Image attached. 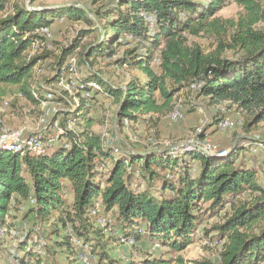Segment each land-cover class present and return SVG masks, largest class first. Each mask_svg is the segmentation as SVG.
I'll return each mask as SVG.
<instances>
[{
  "label": "trees",
  "instance_id": "1",
  "mask_svg": "<svg viewBox=\"0 0 264 264\" xmlns=\"http://www.w3.org/2000/svg\"><path fill=\"white\" fill-rule=\"evenodd\" d=\"M236 2L242 12L237 19H226L218 14L230 0H117L106 5L94 0L93 11L76 6L36 10L18 0H0V99L14 96L12 105L25 101L42 116L47 87L63 75L67 57L77 54L79 64L111 58L131 39L136 46L126 54L132 61H123L144 80L132 78L121 86L99 76L84 80L100 83L113 101L119 132L126 130L125 118L131 125L148 123L157 129L186 92L242 110L249 133L264 122V7L258 0ZM62 19L88 27L54 54L38 30L50 29ZM86 36L95 40L80 53L77 48ZM193 38L213 43L203 46ZM36 47L43 49L42 54L32 53ZM47 57H56L53 75L41 78L37 67ZM193 84H200V89L193 91ZM54 96L56 102L72 104L64 94ZM94 100L81 97L71 115L84 125L78 135H66L69 149L61 144L43 157L0 155V232L16 204L33 201L42 222L56 218L65 228L70 225L78 238L95 243L99 260L120 264L109 257L103 230L90 221L97 201L113 213L121 235L177 253L196 241L193 234L206 215L217 217L229 208L224 223L215 227L217 235L206 233L211 241L223 243L219 262L162 257L134 264H264V180L258 165L244 155L252 149L238 146L220 158L195 150L175 156L168 148L149 152L121 148L115 153L106 147L103 134L93 131L94 119L89 116ZM223 120L215 116L212 123L218 129ZM136 169L140 180L132 173ZM58 246L73 252L66 232ZM20 248L25 253L16 259L20 264L43 263L27 244Z\"/></svg>",
  "mask_w": 264,
  "mask_h": 264
},
{
  "label": "rangeland",
  "instance_id": "2",
  "mask_svg": "<svg viewBox=\"0 0 264 264\" xmlns=\"http://www.w3.org/2000/svg\"><path fill=\"white\" fill-rule=\"evenodd\" d=\"M25 3L28 8L36 10H53L60 9L65 6H76L88 11H93L95 8L94 0H18ZM264 7V0H258ZM117 0H101V4L116 3ZM99 4V5H101ZM242 9L236 0H230V3L222 11L219 16L226 19H237ZM82 22H71L67 19L56 20L50 29H46V47L48 51L57 54L60 46H67L68 41L78 36V32L87 28ZM43 29L38 30L41 32ZM95 36H86L81 39L78 46V52L82 53L87 45L94 42ZM200 45H212V41L205 39H192ZM135 42L131 39L127 40L123 46L118 49V52L113 57L109 58H93L89 62H80L78 66V75L82 80L91 78V76H99L105 82L115 86H121L132 78H140L144 80V76L131 66L124 64V59L132 61L131 57L126 53L135 48ZM43 49L36 47L33 54H42ZM141 53V51H140ZM71 57H75L72 55ZM78 57V56H77ZM56 57H47L39 63L37 67V75L41 78L50 77L53 75L54 62ZM80 58V57H79ZM48 93L53 95L64 94L72 104L56 102L53 98L48 100L44 106V114H46L49 123L51 121H60L63 124L72 119L74 114V95H78L75 89L72 93H67L58 86L47 87ZM14 96H6L10 98ZM55 97V96H54ZM13 102V101H12ZM181 117L177 121H171L169 117L164 119L157 129L152 128L151 124L138 123L132 124L129 129L115 130V112L117 107L113 101L106 95H95V100L92 105V113L89 117L94 119L93 131L99 134L109 132L111 136L118 135V145L125 151L134 149L138 152L161 151L170 146H176L192 141L196 135L197 129L201 126L202 115L198 112L201 108L205 115L215 123L216 118H224L230 123L227 129L221 130L215 128L212 123L207 125L199 141L210 145L216 151L228 150L240 146L241 149L250 148L252 151L244 154L247 159L254 165H258L259 176L264 180V148L258 147V144L264 145V122L252 127L248 133L245 131L244 122L247 114L242 110L235 108L232 104L224 102L218 105L211 104L203 98L192 97L190 93H184L180 100ZM39 112L25 101H16L9 109H3L0 105V131L2 126L18 129L27 128L29 132L38 130ZM76 129L82 131L84 122L76 119ZM61 143H57L53 150L58 149ZM246 147V148H245ZM258 149L256 150L255 148ZM260 149V150H259ZM243 151V150H242ZM29 178V177H28ZM143 183V182H142ZM141 185L146 186V184ZM69 191V189L67 190ZM156 194H159L158 189H154ZM70 197V198H69ZM69 200L71 195H68ZM248 198L246 195L244 199ZM207 206V205H206ZM205 206V207H206ZM230 214V209L227 208L220 216L211 217L205 216V220L198 228L196 241L186 248L181 253L168 252V248H164L160 244H154L149 241L141 240L134 244H124L118 241V236L121 234L120 228L115 225L107 232L103 233V243L106 245V251L110 258L120 264H134L144 261L146 258H177L183 257L186 262L200 259H212L219 262V255L222 251L223 243L214 238L212 241L207 238L217 235L215 227L224 223L227 215ZM114 219L115 216H114ZM66 232V228L56 218L48 223L42 222L37 217L35 205L32 202H24L16 204L7 217V226L0 232V264H20L16 259L25 255L22 252L21 246L26 244L35 249H41L46 257L42 264H79L75 260L74 254L68 253L66 249H61L58 242L62 241ZM207 233V234H206ZM95 245V243L93 244ZM98 261L102 264L105 262ZM26 264H37L29 261Z\"/></svg>",
  "mask_w": 264,
  "mask_h": 264
},
{
  "label": "built area",
  "instance_id": "3",
  "mask_svg": "<svg viewBox=\"0 0 264 264\" xmlns=\"http://www.w3.org/2000/svg\"><path fill=\"white\" fill-rule=\"evenodd\" d=\"M39 34H45L46 30L44 29ZM78 66H79V57L77 54L75 57H67L64 66V73L60 77V79L53 85L58 86L67 91V93L73 94L72 89H75L78 95H74V112L80 106L81 97L87 101H90L95 97V95H105L104 88L100 83L96 81L85 82L78 75ZM200 89V84H193L192 90L196 91ZM36 98H38V94L33 93ZM15 97L10 98H2L0 99V105L3 109H9L12 105V101ZM46 98L48 100L54 99V95L52 93H47ZM48 102V101H46ZM42 103V108L44 109L45 103ZM181 103H178L174 112L169 116L171 121H177L181 117ZM198 112L202 115L201 126L197 129L196 135L192 141L189 143H184L176 146H170L168 148L171 153L175 156H181L187 151H199L208 155H212L213 153H217L219 151L214 150L210 145H206L205 141H199L200 135L206 131L207 125L212 124V121L205 115L204 111L199 108ZM76 120L71 119L67 123H60V121H51L49 123L46 114H43L39 118L38 122V130L36 132H29L27 128H18L12 129L5 127V125H1L0 131V155L2 153H11L18 154L21 157H26L27 155H34L36 157H43L52 152L54 146L57 143H61L64 145L66 149L71 147V141L66 139V135L69 133H73L74 135H78V131L76 129ZM2 124V122L0 121ZM115 130L118 132L119 123L115 120ZM124 127L129 129L131 126V122L128 118H125L123 121ZM230 126V123L227 120H223L219 123L218 129L224 130ZM103 139L106 140V147L113 149L115 153H119L121 147L118 145V135L111 136L109 132L103 133ZM258 147L264 148V145L258 144ZM228 152L223 153L221 155L225 156ZM103 169V168H101ZM132 173L139 180L141 179L140 170H132ZM142 183V181H140ZM32 203H34L32 201ZM90 221L95 225V227L102 229L103 233L107 232L110 228L115 225V219L112 212H106L102 202L97 201L94 208L89 213ZM199 233L198 230L195 231L193 236H197ZM139 234H144V231L139 230ZM66 235L70 240V243L73 247V254L75 260L79 262V264H102L98 261V256L94 253V247L92 244L85 243L83 240L78 238L72 227L70 225L66 228ZM118 241L124 244H134L135 241L133 239L126 238L123 235L118 236ZM159 245V244H158ZM29 247V246H28ZM32 248V247H29ZM29 250V249H28ZM35 251V249H33ZM38 255L44 259L46 254L41 250L35 251Z\"/></svg>",
  "mask_w": 264,
  "mask_h": 264
},
{
  "label": "water",
  "instance_id": "4",
  "mask_svg": "<svg viewBox=\"0 0 264 264\" xmlns=\"http://www.w3.org/2000/svg\"><path fill=\"white\" fill-rule=\"evenodd\" d=\"M226 152H228V150H223V151H221V152L213 153V154L210 155V156H211V157H215V158H220L221 155H222L223 153H226Z\"/></svg>",
  "mask_w": 264,
  "mask_h": 264
}]
</instances>
